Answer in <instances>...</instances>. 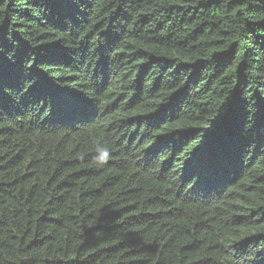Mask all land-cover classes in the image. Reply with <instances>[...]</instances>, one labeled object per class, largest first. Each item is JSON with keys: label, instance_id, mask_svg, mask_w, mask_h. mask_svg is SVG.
Segmentation results:
<instances>
[{"label": "trees", "instance_id": "obj_1", "mask_svg": "<svg viewBox=\"0 0 264 264\" xmlns=\"http://www.w3.org/2000/svg\"><path fill=\"white\" fill-rule=\"evenodd\" d=\"M0 264H264V0H0Z\"/></svg>", "mask_w": 264, "mask_h": 264}, {"label": "clouds", "instance_id": "obj_2", "mask_svg": "<svg viewBox=\"0 0 264 264\" xmlns=\"http://www.w3.org/2000/svg\"><path fill=\"white\" fill-rule=\"evenodd\" d=\"M94 155L92 157L96 167H104L111 159V149L103 140H96L93 144Z\"/></svg>", "mask_w": 264, "mask_h": 264}]
</instances>
